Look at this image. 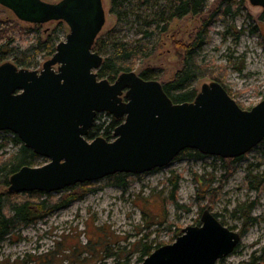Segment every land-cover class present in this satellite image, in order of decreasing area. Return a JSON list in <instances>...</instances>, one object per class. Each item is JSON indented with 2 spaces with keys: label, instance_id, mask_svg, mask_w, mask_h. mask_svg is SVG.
<instances>
[{
  "label": "water",
  "instance_id": "1",
  "mask_svg": "<svg viewBox=\"0 0 264 264\" xmlns=\"http://www.w3.org/2000/svg\"><path fill=\"white\" fill-rule=\"evenodd\" d=\"M264 8V0H249ZM23 21H64L70 30L40 70L0 64V132L10 131L38 156L10 177L12 193L56 192L118 172L141 174L172 163L192 148L234 158L264 139V99L242 108L218 81L203 83L191 102L176 103L157 79L125 71L100 78L104 56L94 49L106 23L104 0H0ZM123 121L114 139H87L99 113ZM241 234L208 208L201 224L183 229L173 243L138 264H219Z\"/></svg>",
  "mask_w": 264,
  "mask_h": 264
},
{
  "label": "rangeland",
  "instance_id": "2",
  "mask_svg": "<svg viewBox=\"0 0 264 264\" xmlns=\"http://www.w3.org/2000/svg\"><path fill=\"white\" fill-rule=\"evenodd\" d=\"M221 2L208 0L200 15L175 18L168 31L158 28L148 37L144 36L147 25L134 15L119 23L110 12V0H104L106 23L102 33L112 31L118 38H143L156 45L155 53L137 61L134 71L151 68L159 81L168 82L182 66L181 45L194 39ZM234 2L232 13L212 19L209 41L199 49L197 58L215 70L222 68L230 95L249 109L264 99V8L249 0ZM0 12L4 21H15L25 30L17 39L23 46L34 42L39 33L46 37L61 22L51 20L36 26L20 20L2 5ZM58 30L64 40L70 28L63 21ZM49 57H39L38 66L33 68L40 70ZM211 81L200 78L193 86L200 90L203 83ZM106 117L103 115L102 121ZM10 136L0 132L3 158L20 147ZM260 147L250 150L235 167L231 162L224 165L219 156L178 157L167 166L130 175L127 186L115 183L111 175L95 180L91 182L95 191L7 236L0 243V264L142 263L158 247L176 241L185 227L201 224L206 208L241 234L236 249L219 264H247L254 256L264 257V159ZM46 162L48 159L39 156L33 165ZM176 181L177 192L173 185ZM6 189L0 185V193ZM61 193L53 192L56 196ZM14 197L24 200L29 196L16 193ZM244 206L251 209L255 219L245 221L241 211Z\"/></svg>",
  "mask_w": 264,
  "mask_h": 264
},
{
  "label": "trees",
  "instance_id": "3",
  "mask_svg": "<svg viewBox=\"0 0 264 264\" xmlns=\"http://www.w3.org/2000/svg\"><path fill=\"white\" fill-rule=\"evenodd\" d=\"M49 1L53 2L54 0ZM234 1L222 0L221 7L203 23L194 39L181 45L179 50L183 57L181 68L168 82H162L166 93L174 102L193 101L199 92L193 86V82L200 78H211L213 81H218L225 86L223 69L217 67L215 70L214 66L201 63L197 58V54L199 49L209 41V29L212 19L220 14L232 13L235 10ZM207 3L208 0H110V12L116 16L119 23L134 15L138 21L148 26L144 30V36L152 37L158 28H162V31H168L172 20L175 18H182L189 14L200 15L204 12ZM39 25L36 24V26ZM154 25L155 27H153ZM62 27L63 21L60 22L57 29L49 32L46 37L39 33L34 42L23 46L21 43H17V39L25 30L15 21H4L0 12V64L12 61L19 67L33 68L38 66L39 57L52 56L55 53L57 44L61 40L58 29ZM94 49L104 56L103 63L98 69V76L114 81L120 73L133 71L137 61L151 57L156 51V45L145 41L143 38L134 40L118 38L113 35L112 31H109L99 34ZM139 74L145 79L159 80L151 68L144 69ZM225 87L230 92L229 88ZM103 115L107 116L104 121H102ZM122 121V118L117 119L108 112L99 113L95 124L87 135V139L93 140L98 136H102L107 140L114 139V130ZM4 132L12 135L10 137L13 142L20 144L19 149L12 155L6 158L0 156V185L7 188L10 185L11 175L24 165H33L35 159L39 156L31 148L26 147L18 135L8 130ZM259 145L261 146V158L264 159V139ZM204 156L206 155L197 149L187 148L181 151L176 158H201ZM218 158L222 160L224 165L231 162L235 167L237 163L245 158V155L234 158ZM130 175L132 173L118 172L111 176L115 178V183L127 186L129 185ZM173 185L174 191L177 192L179 189L177 181ZM95 189L88 181L68 186L61 190L62 193L58 196L51 192L37 190L24 192L29 196L24 200L15 199L16 193L6 189L0 193V243L21 226L34 224L46 216L71 205L74 201L95 191ZM241 211H243L246 222L255 219L251 216V209L248 206L242 207ZM258 259L261 260L259 264H264V257L260 256H254L247 264H257Z\"/></svg>",
  "mask_w": 264,
  "mask_h": 264
},
{
  "label": "flooded vegetation",
  "instance_id": "4",
  "mask_svg": "<svg viewBox=\"0 0 264 264\" xmlns=\"http://www.w3.org/2000/svg\"><path fill=\"white\" fill-rule=\"evenodd\" d=\"M104 113V112H103Z\"/></svg>",
  "mask_w": 264,
  "mask_h": 264
}]
</instances>
